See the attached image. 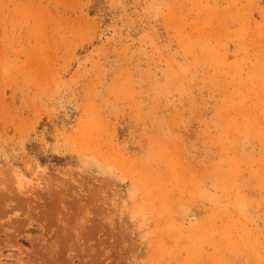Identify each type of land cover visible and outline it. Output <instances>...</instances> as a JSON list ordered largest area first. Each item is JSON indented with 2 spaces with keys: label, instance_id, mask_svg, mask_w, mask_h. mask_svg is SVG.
Here are the masks:
<instances>
[{
  "label": "rangeland",
  "instance_id": "1",
  "mask_svg": "<svg viewBox=\"0 0 264 264\" xmlns=\"http://www.w3.org/2000/svg\"><path fill=\"white\" fill-rule=\"evenodd\" d=\"M0 264H264V0H0Z\"/></svg>",
  "mask_w": 264,
  "mask_h": 264
}]
</instances>
